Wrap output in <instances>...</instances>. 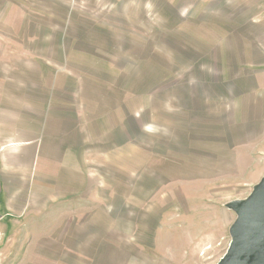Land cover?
I'll return each instance as SVG.
<instances>
[{"label": "rangeland", "instance_id": "1", "mask_svg": "<svg viewBox=\"0 0 264 264\" xmlns=\"http://www.w3.org/2000/svg\"><path fill=\"white\" fill-rule=\"evenodd\" d=\"M18 123L48 203L0 264H220L264 183V0H0Z\"/></svg>", "mask_w": 264, "mask_h": 264}, {"label": "crops", "instance_id": "2", "mask_svg": "<svg viewBox=\"0 0 264 264\" xmlns=\"http://www.w3.org/2000/svg\"><path fill=\"white\" fill-rule=\"evenodd\" d=\"M30 125L18 123L16 132L3 134L0 128L1 240L7 239L14 227L42 206L43 194L47 207L48 193L46 188L42 191V171L47 169L43 159H48V139L39 133L34 135Z\"/></svg>", "mask_w": 264, "mask_h": 264}, {"label": "water", "instance_id": "3", "mask_svg": "<svg viewBox=\"0 0 264 264\" xmlns=\"http://www.w3.org/2000/svg\"><path fill=\"white\" fill-rule=\"evenodd\" d=\"M235 207L239 220L233 243L220 264H264V183L247 202Z\"/></svg>", "mask_w": 264, "mask_h": 264}, {"label": "built area", "instance_id": "4", "mask_svg": "<svg viewBox=\"0 0 264 264\" xmlns=\"http://www.w3.org/2000/svg\"><path fill=\"white\" fill-rule=\"evenodd\" d=\"M0 243H1V236H0Z\"/></svg>", "mask_w": 264, "mask_h": 264}]
</instances>
